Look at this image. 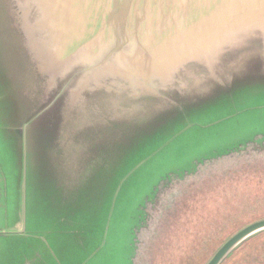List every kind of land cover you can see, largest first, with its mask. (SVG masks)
Instances as JSON below:
<instances>
[{
	"label": "water",
	"instance_id": "95a60500",
	"mask_svg": "<svg viewBox=\"0 0 264 264\" xmlns=\"http://www.w3.org/2000/svg\"><path fill=\"white\" fill-rule=\"evenodd\" d=\"M0 65V119L15 136L19 165L53 166L62 202L92 180L115 195L163 147L165 130L217 98L264 85V0H0ZM168 176L156 198L184 179ZM80 222L72 209L52 216L58 228ZM261 231L264 217L246 223L205 264H220ZM37 258L25 256L26 264Z\"/></svg>",
	"mask_w": 264,
	"mask_h": 264
},
{
	"label": "rangeland",
	"instance_id": "374dc122",
	"mask_svg": "<svg viewBox=\"0 0 264 264\" xmlns=\"http://www.w3.org/2000/svg\"><path fill=\"white\" fill-rule=\"evenodd\" d=\"M248 88L209 102L165 130L157 139L163 147L151 155L148 150V158L134 166L115 195L103 193L92 180L69 189L63 202L56 197L62 191L54 179L56 169L43 159L45 168L21 167L15 136L9 123L0 119V264H26L25 256L34 254L38 258L33 264H132L135 242L134 264H180L183 256V264H205L229 235L264 217V141L207 161L193 173L205 160L264 136V85ZM168 174L189 175L162 187L156 198L161 179L170 180ZM212 177L222 181L215 185L218 195L205 184ZM185 194L203 207L199 223L190 229L179 222L156 227V221L171 211L169 204ZM65 209L76 211L80 225H53L54 212ZM142 224L146 226L138 237ZM70 233L82 236L83 244H76ZM220 264H264V231L248 237Z\"/></svg>",
	"mask_w": 264,
	"mask_h": 264
},
{
	"label": "trees",
	"instance_id": "16d2710c",
	"mask_svg": "<svg viewBox=\"0 0 264 264\" xmlns=\"http://www.w3.org/2000/svg\"><path fill=\"white\" fill-rule=\"evenodd\" d=\"M222 182L220 178L212 177L208 179L205 184L208 186H212V190L215 189V185ZM214 192L218 195L219 193L214 190ZM212 192V194L214 193ZM174 201V200H173ZM173 203V202H172ZM169 204L168 207L171 208V211L169 212L168 215H165L163 219H159L156 221V227L159 224V227H168L170 228L171 226H176L173 225L175 222H179L182 224V227H187V229H190V227H195L201 218V215L203 214V207L202 205L198 204L200 208L197 207V204L188 196V194H185L184 196L178 198V200L172 205ZM175 206V207H174ZM187 210H191L190 212H186ZM160 221V222H159ZM178 225V224H177ZM155 227V229H156ZM157 230V229H156ZM194 230V229H192ZM153 237L155 238V232ZM190 250H186L184 248L181 249L182 253H187L189 254ZM185 257L183 256L180 260V264H183ZM163 262L159 263L156 262L155 264H163ZM168 264H176V261H170ZM179 264V262L177 263Z\"/></svg>",
	"mask_w": 264,
	"mask_h": 264
}]
</instances>
